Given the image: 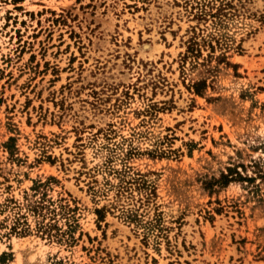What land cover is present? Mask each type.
Instances as JSON below:
<instances>
[{"label": "rangeland", "instance_id": "obj_1", "mask_svg": "<svg viewBox=\"0 0 264 264\" xmlns=\"http://www.w3.org/2000/svg\"><path fill=\"white\" fill-rule=\"evenodd\" d=\"M206 1L0 0V264H264V0H234L230 63L207 60ZM126 166L156 186L158 228L123 218ZM51 176L72 245L3 222Z\"/></svg>", "mask_w": 264, "mask_h": 264}, {"label": "trees", "instance_id": "obj_2", "mask_svg": "<svg viewBox=\"0 0 264 264\" xmlns=\"http://www.w3.org/2000/svg\"><path fill=\"white\" fill-rule=\"evenodd\" d=\"M201 3V2H200ZM234 0H209L198 6L195 16L207 21L209 17H212V22L215 30H211L207 35L210 38L204 39L209 43L210 51L208 54L209 61L213 59L220 61L228 60V51L225 43L220 37L216 35H226L224 28L226 26L227 17L231 12V9H236ZM197 26H193V34L188 40L187 51L184 53V59L188 57L194 58L195 63H199L198 58L201 54V40L199 35H206L204 32L199 31ZM216 41V42H215ZM220 47L222 51L217 53V47ZM226 48V49H225ZM206 79L195 81L193 87L197 93H201L206 86ZM115 174L119 176L118 182V194H124L128 192L129 206L125 205L122 209V216L129 223L134 224L138 228H143L147 231L158 228L160 225L161 211L158 207L155 208L153 216H150L149 206L157 195L156 186L152 180L147 177V174L141 171H134L131 166H126L122 169L111 168ZM56 177L51 176L48 180H37L33 185V192L27 193L23 200L9 198L5 203V207H10L12 211L10 215H7L3 222L10 220L11 232H17L21 234H27L32 231H36L41 236L50 240H58L72 245L76 241L74 230L78 226V218L76 215L77 206L72 205L69 197L61 195L55 198L48 192V186L51 180ZM112 185H114L111 182ZM97 191L96 189H94ZM138 190V194H136ZM143 208V209H142ZM106 206L98 208L100 216L103 213ZM142 209V210H141ZM147 217V218H146ZM34 221H32L31 220ZM66 225L63 227L61 224ZM145 231V234L147 233ZM55 264H66L63 259L56 260Z\"/></svg>", "mask_w": 264, "mask_h": 264}]
</instances>
